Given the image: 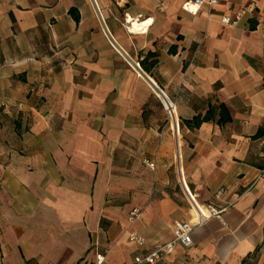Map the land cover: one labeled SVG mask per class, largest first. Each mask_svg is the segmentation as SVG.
<instances>
[{"label":"crops","instance_id":"crops-1","mask_svg":"<svg viewBox=\"0 0 264 264\" xmlns=\"http://www.w3.org/2000/svg\"><path fill=\"white\" fill-rule=\"evenodd\" d=\"M188 1L0 0V264L98 253L130 264L171 240L174 221L193 223L188 195L230 207L157 264H264V189L251 187L264 153V0L234 27L220 18L248 0H195V14ZM128 17L151 23L132 34ZM148 52L157 63L142 71L174 103L176 131L132 66ZM215 103L231 122L182 124ZM133 208L141 247L124 236Z\"/></svg>","mask_w":264,"mask_h":264},{"label":"built area","instance_id":"built-area-1","mask_svg":"<svg viewBox=\"0 0 264 264\" xmlns=\"http://www.w3.org/2000/svg\"><path fill=\"white\" fill-rule=\"evenodd\" d=\"M193 1L195 0L185 2L182 5V9L188 13H193V14L197 13L198 6L197 5L195 6L193 4ZM248 1H249L248 6L240 7L231 16L221 17L219 20L220 23L226 27H234L244 16L252 15L256 10L257 1L256 0H248ZM215 3L216 0H210L207 2L209 7H211ZM259 37L264 45V27H261L259 29ZM142 59H143L142 57H139L137 60L132 62V66L136 71H138L140 75H143L142 73H144L140 66V62L142 61ZM158 93L160 97L163 99L162 105L166 117V123H171L172 124L171 126L176 131L177 119L175 117L174 103L164 99L161 91ZM262 159H263V166L259 170V174L257 175V177L252 181L251 187L260 185L264 189V153L262 154ZM144 163L149 169L151 170L154 169L150 161H145ZM180 182L181 181L178 180L179 184ZM184 190L186 191L185 187ZM222 192L223 189H219L215 193V196L218 198L222 194ZM187 200H188V205L190 207V211L192 212L193 223L190 220L174 221L172 223L173 236L171 240L156 245L151 251L143 255L141 254L135 255L130 264H157L161 262L166 256L173 254L174 248L177 244H180L186 248L190 247L192 245V231L194 225L199 226L204 224L211 218H219L230 207V205L216 207L209 203L198 204L189 195L187 197ZM141 218H142L141 211L139 209L137 208L131 209L128 213V218H127L128 227L124 231V236L126 240L130 243H133L137 247H141L144 244V239L141 237L138 231L133 227L137 222L141 220ZM104 260H105V254L98 253L95 256L94 264H102Z\"/></svg>","mask_w":264,"mask_h":264},{"label":"trees","instance_id":"trees-1","mask_svg":"<svg viewBox=\"0 0 264 264\" xmlns=\"http://www.w3.org/2000/svg\"><path fill=\"white\" fill-rule=\"evenodd\" d=\"M76 12V13H75ZM70 13L74 17L76 21H78L79 17L76 10H70ZM173 47L170 48V53L173 52ZM157 53L155 52H148L143 57L142 61L140 62V66L142 70L152 77V69L155 67L157 61ZM213 121L218 125H224L226 123L231 122V117L226 109V107L221 103H215L209 105L207 111L203 115H196L189 120L182 121V124L188 129H197L203 123ZM254 138H264V127L260 128L257 133L254 135ZM257 251V249L255 250ZM249 256V255H248ZM243 263V261H242Z\"/></svg>","mask_w":264,"mask_h":264},{"label":"bare ground","instance_id":"bare-ground-1","mask_svg":"<svg viewBox=\"0 0 264 264\" xmlns=\"http://www.w3.org/2000/svg\"><path fill=\"white\" fill-rule=\"evenodd\" d=\"M193 8V7H191ZM151 23V20H147V21H140L136 18H131L128 17L127 18V24H126V28L127 31L129 33L132 34H137V33H142L145 32L146 27Z\"/></svg>","mask_w":264,"mask_h":264},{"label":"rangeland","instance_id":"rangeland-1","mask_svg":"<svg viewBox=\"0 0 264 264\" xmlns=\"http://www.w3.org/2000/svg\"><path fill=\"white\" fill-rule=\"evenodd\" d=\"M157 95H159L158 92H157ZM159 97H160V95H159ZM168 124L169 125H172L171 123H168ZM176 129H177V127H176ZM176 135H177V133H176ZM176 138H177V136H176ZM177 158H179L178 146L176 147V150H175V152L173 154V160H174V163H176V164H173V167H172V170L174 172V176H175V178L178 181V180H180V177H179V174H180V167H179V165H180V163L178 162V159ZM178 185L181 187V191L185 192L182 182H180V184H178Z\"/></svg>","mask_w":264,"mask_h":264},{"label":"water","instance_id":"water-1","mask_svg":"<svg viewBox=\"0 0 264 264\" xmlns=\"http://www.w3.org/2000/svg\"><path fill=\"white\" fill-rule=\"evenodd\" d=\"M143 74V76L144 77H146L147 78V80L150 82V84L152 85V87L156 90V91H158V92H160V90L158 89V87L144 74V73H142Z\"/></svg>","mask_w":264,"mask_h":264}]
</instances>
